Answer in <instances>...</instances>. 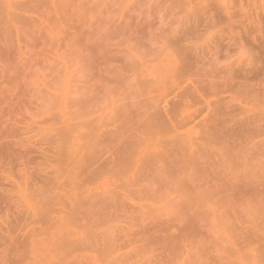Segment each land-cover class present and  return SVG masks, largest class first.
Instances as JSON below:
<instances>
[{
  "label": "rangeland",
  "instance_id": "rangeland-1",
  "mask_svg": "<svg viewBox=\"0 0 264 264\" xmlns=\"http://www.w3.org/2000/svg\"><path fill=\"white\" fill-rule=\"evenodd\" d=\"M0 264H264V0H0Z\"/></svg>",
  "mask_w": 264,
  "mask_h": 264
},
{
  "label": "bare ground",
  "instance_id": "bare-ground-1",
  "mask_svg": "<svg viewBox=\"0 0 264 264\" xmlns=\"http://www.w3.org/2000/svg\"><path fill=\"white\" fill-rule=\"evenodd\" d=\"M149 105H150V104H149ZM143 107H145V106H143ZM146 107H147V106H146ZM149 107H150V106H149ZM145 109H146V108H145ZM147 109H149V108H147ZM147 109H146V110H147ZM150 109H151V108H150ZM170 113H171V112H170ZM172 113H174V112H172ZM142 115H143V114H142ZM142 115H141V116H142ZM130 116H131V115H130ZM132 116H133V115H132ZM174 116H175V115H174ZM134 117H135V116H134ZM134 117H133V120H134ZM142 117H144V116H142ZM147 117H148V116H147ZM147 117H146V118H147ZM151 117H152V116H151ZM151 117H149V118H151ZM146 118H145V120L147 121ZM158 118H159V117H158ZM160 118H161V117H160ZM160 118H159V119H160ZM173 118H174V117H173ZM128 119L130 120L131 118H128ZM139 119H140V118H139ZM141 119H142V118H141ZM131 120H132V119H131ZM152 120H154V119H152ZM157 120H158V119H156V121H157ZM161 120H162V119H161ZM143 121H144V120H143ZM140 122H141V121H140ZM164 122H165V121H163V123H164ZM166 122H167V121H166ZM122 123H123V122H122ZM126 123H127V122H126ZM126 123H125V124H126ZM159 123H161V122H160V121L157 122V126H158ZM163 123H161V124H163ZM144 124H145V122H144ZM150 124H151V123H149V126H148V124H146L145 126L150 127V126H151ZM122 126H123V125H122ZM124 126H125V125H124ZM145 126H144V127H145ZM164 126H165V124H164ZM166 127H167V126H166ZM157 128H158V127H157ZM157 128H156V129H157ZM168 128H169V127H168ZM144 129H145V128H144ZM169 129H170V128H169ZM169 129L166 128V131L169 130ZM120 130H121V129H120ZM120 130H119V131H120ZM129 130H130V129H129ZM148 130H149V129H147L146 131H148ZM159 130H160V129H159ZM162 130L164 131L165 129L163 128ZM162 130H161V131H162ZM123 131H124V127H123ZM123 131H122V132H123ZM166 131H165V132H166ZM127 132H128V131H127ZM131 132H132V131H131ZM131 132H130V133H131ZM144 132H145V131H144ZM159 132H160V131H159ZM169 132H171V131H169ZM169 132H168V133H169ZM149 133H150V131H149ZM151 133H152V132H151ZM156 133H157V132H156ZM163 134H164V133H163ZM122 135H123V137H124L126 134H125V135L122 134ZM128 135H129V134H128ZM154 135H155V134H154ZM245 135H246V134H245ZM151 136H152V134H151ZM115 138H116V137H115ZM126 138H127V137H126ZM106 140H109V139H106ZM119 140H120V137H119ZM123 140H125V139H123ZM120 141H121V140H120ZM109 142H111V141H109ZM117 142H118V141H117ZM102 143H103V142H102ZM121 143H122V142H121ZM121 143H120V144H121ZM127 143H129V142H127ZM103 144H104V143H103ZM108 144H109V143H108ZM122 144H123V143H122ZM124 144H125V143H124ZM104 145H105V144H104ZM104 145H103V146H104ZM106 145H107V144H106ZM115 145H117V144H115ZM107 146H108V148H109V146H111V144H110V145H107ZM113 146H114V145H113ZM127 146H128V145H127ZM111 147H112V146H111ZM120 147H121V146H120ZM129 147H130V146H129ZM95 148H98V147H95ZM99 148H100V146H99ZM123 148H124V147H123ZM109 149H110V148H109ZM109 149H108V151H109ZM111 149H112V148H111ZM126 149H127V147H126ZM100 150H101V149H100ZM103 150H104V149H103ZM113 150H114V149H113ZM115 150H116V148H115ZM124 150H125V148L123 149V151H124ZM129 150H130V149H129ZM96 151H97V150H96ZM101 151H102V150H101ZM106 151H107V150H106ZM110 151H111V150H110ZM117 151H118V150H117ZM117 151H116V152H117ZM167 151H168V150H167ZM102 152L104 153V151H102ZM94 153H95V152H94ZM94 153H93V154H94ZM97 153H98V152H97ZM121 153H122V152H121ZM123 153H124V152H123ZM125 153H126V150H125ZM127 153H128V152H127ZM127 153H126V154H127ZM131 153H132V152H130L129 154H131ZM110 154L112 155V154H114V153L112 152V153H110ZM117 154H118V153H117ZM126 154H125V155H126ZM162 154H163V153H162ZM162 154L160 155V156H161V157H160L161 159H163ZM168 154H169V153H168ZM94 155H95V154H94ZM104 155H105V153H104ZM107 155H109V154H107ZM111 155H110V157H111ZM125 155H124V158H127V157H125ZM163 155H164V154H163ZM196 155H197V154H196ZM117 156H118V155H117ZM117 156H115V157H117ZM120 156H121V155H120ZM183 156H184V155H183ZM205 156H206V155H205ZM96 157H97V156H96ZM96 157L93 156V158H96ZM98 157H99V155H98ZM106 157H107V156H106ZM108 157H109V156H108ZM108 157H107V159H108ZM118 157H119V156H118ZM129 157H131V156L129 155ZM169 157H171V156H169ZM173 157H174V155H173ZM100 158H102V157L100 156ZM160 158H159V159H160ZM182 158H183V157H182ZM182 158H181V159H182ZM104 159H105V158H104ZM119 159H120V158H119ZM175 159H176V158H175ZM199 159H200V158H199ZM202 159H203V158H202ZM206 159H207V158H206ZM115 160H116V159H115ZM125 160H126V159H125ZM125 160H124V161H125ZM186 160H187V159H186ZM186 160H185V161H186ZM200 160H201V159H200ZM94 161H95V160H94ZM96 161H98V158H96ZM99 161H100V160H99ZM106 161H107V160H106ZM116 161H117V160H116ZM118 161H119V160H118ZM126 161H127V160H126ZM177 161H178V160H177ZM177 161H176V162H177ZM190 161H191V160H190ZM209 161H210V160H209ZM109 162H110V160H109ZM121 162H122V160H121ZM130 162H131V161H130ZM164 162H165V161H164ZM166 162L169 163V160L166 161ZM181 162H183V161H181ZM94 163H95V162H94ZM104 163H105V161H104ZM104 163H103V164H104ZM168 163H167V164H168ZM96 164H97V163H96ZM100 164L102 165V162H101ZM165 164H166V163H165ZM183 164H184V162H183ZM183 164H182V166H183ZM119 165H120V163H119ZM177 165H178V164H177ZM104 166H105V164H104ZM104 166H101V167L103 168ZM108 166H109V165H108ZM114 166H115V165H114ZM131 166H132V165H131ZM182 166H180V167H182ZM188 166H189V165H188ZM202 166H203V165H202ZM99 167H100V165H99ZM132 167H133V166H132ZM184 167H185V166H184ZM193 167H194V166H193ZM106 168H107V166H106ZM106 168H104V169H105L106 171H108ZM113 168H114V167H113ZM187 169H188V168H187ZM203 169H204V168H203ZM113 170H114V169H113ZM113 170H112V171H113ZM179 170H180V169H179ZM194 170H196V169H194ZM206 170H207V169H204V171H205L204 173H207V172H208V171L206 172ZM109 171H110V169H109ZM112 171H111V172H112ZM162 172H163V171H162ZM189 172H190V171H189ZM189 172H188V173H189ZM193 173H195V172H193ZM193 173H192V174H193ZM216 173H217V172H216ZM216 173H215V174H216ZM146 174H147V173H146ZM168 174H169V173H168ZM189 174H190V173H189ZM148 175H149V174H148ZM148 175L143 176V177L141 176L142 180H143L144 177H145V178H148V177H147ZM200 175H201V174H200ZM205 175H206V174H205ZM207 175L210 176L211 174H207ZM216 175H217V174H216ZM162 176H163V175H162ZM166 176H167V175H166ZM166 176H165V177H166ZM190 176H192V175H190ZM201 176H203V175H201ZM209 176H208V177H209ZM167 177H168V176H167ZM171 177H172V176H171ZM171 177H169V179H170ZM212 177H214V175H213ZM156 178H157V177H156ZM187 178H188V177H187ZM194 178H195V177H194ZM199 178H201V177H199ZM137 179H138V178H137ZM137 179H136V180H137ZM150 179H151V178H150ZM150 179H149V180H150ZM162 179H163V178H162ZM169 179H167V180H169ZM171 179H172V178H171ZM181 179H182V178H181ZM190 179H191V177H190ZM138 180H139V179H138ZM149 180H148V181H149ZM173 180H174V179H173ZM186 180H187V179H186ZM193 180H194V179H193ZM202 180H203V179H202ZM202 180H201V181H202ZM143 181H144V180H143ZM190 181H191V180H190ZM197 181H198V180H197ZM205 181H207V180H205ZM137 182H138V181H137ZM157 182H158V181H157ZM169 182H171V181H169ZM169 182H168V183H169ZM183 182H184V181H183ZM139 183H140V182H139ZM137 184H138V183H137ZM182 184H183V183H182ZM139 185H140V184H139ZM180 185H181V184H180ZM104 208H106V207H104ZM106 217H107V216H106Z\"/></svg>",
  "mask_w": 264,
  "mask_h": 264
}]
</instances>
